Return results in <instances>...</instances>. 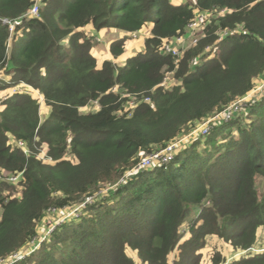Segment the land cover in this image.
Masks as SVG:
<instances>
[{"label": "trees", "instance_id": "16d2710c", "mask_svg": "<svg viewBox=\"0 0 264 264\" xmlns=\"http://www.w3.org/2000/svg\"><path fill=\"white\" fill-rule=\"evenodd\" d=\"M36 1L0 0V96L32 89L0 100V260L201 264L215 236L246 253L228 262L213 251L210 263L264 264L251 250L264 228V96L238 105L264 77V0ZM218 13L179 62L162 51L199 15ZM147 25L144 49L118 63ZM88 27L124 35L111 59L96 57ZM172 145L169 162L137 167ZM77 208L34 250L50 212Z\"/></svg>", "mask_w": 264, "mask_h": 264}, {"label": "rangeland", "instance_id": "374dc122", "mask_svg": "<svg viewBox=\"0 0 264 264\" xmlns=\"http://www.w3.org/2000/svg\"><path fill=\"white\" fill-rule=\"evenodd\" d=\"M38 1V3L40 2V0H37ZM36 1V2H37ZM191 2H194V0H176V1H174V3L175 4H178V3H183V4H190ZM206 15V14H205ZM204 15V16H205ZM220 15H222V13H218V14H208L206 17L207 18H213L214 16L215 17H219ZM205 21V19L203 18V20H202V23ZM151 31H152V25H147V26H145V28L143 29V30H141L140 32H138V33H135V34H133V35H131L130 36V38L131 39H129L128 40V44H129V51L131 50V49H133V52H132V54H135V53H138L139 51H141V50H143L144 49V46L143 45H145V43H146V40L148 39V38H151ZM92 34H90L89 33V35L93 38V40H94V45H97V46H99V45H101V48L102 49H105L106 48V43L105 42H107L108 40H110V38H111V36H113L112 34V32H102V34H98V35H95L96 33L95 32H93V30L92 31H90ZM202 32V27H201V25L196 29V30H192V31H188L187 30V32L184 34V36L181 38V39H178V38H176V39H174V40H170V41H167V42H164L165 44H169L171 47H172V49H174L175 51H177L179 54H180V56H174L175 58H177V61L176 62H179L178 60H179V58L180 57H182L183 55H184V53H185V51L189 48V46L190 45H192V44H194L193 43V40H194V38L195 37H197L200 33ZM103 33H104V35H103ZM99 35H103L102 37L101 36H99ZM115 36H117V35H115ZM102 41V43H100L99 45H98V43L99 42H101ZM216 48H214V50H215ZM101 51H104V50H101ZM101 60H103V59H101ZM4 77V74H3V72L0 74V78L2 79ZM7 79H9V77H6ZM178 84V81L176 80V78L174 77V75L173 74H171V73H169L168 75H167V77L165 78V80H164V83H163V85H165L166 87H168V88H172L174 85H177ZM264 84V77H262L261 79H259L258 80V83H257V87H256V89H255V91L253 92V94L252 95H250L247 99H248V101H250L252 98V96L253 95H255L257 98H259V97H262V96H264V87L261 89V90H258L262 85ZM16 87H13V88H11L9 91H7L8 93H6V94H2L1 96H0V100H3V99H5V97L8 95V94H14L15 92H17V91H22V90H17L16 91V89H15ZM18 88H21V89H25L26 88V86L23 84V85H20V86H18ZM125 96V95H124ZM128 96V95H127ZM255 97V98H256ZM41 99V98H40ZM254 99V98H253ZM135 100L136 99H134V98H131L129 101H128V107H126V110H124L125 112H127L131 107H133L134 106V104L133 103H135ZM242 105V104H241ZM99 109V107L97 106V104H95V105H93L92 107H86L84 110H86V111H93V110H98ZM49 111V108L47 107V106H45L44 104H42L41 105V110H40V113L42 114L41 115V117H42V119H44V117H46V115H47V112ZM237 111V110H236ZM231 115L232 114H230V116H229V118L231 117ZM216 120V119H219V116H216V117H214L213 119H208V120H205V121H202V122H199V124H198V127H197V130L195 131V132H193V133H189L187 136H185L182 140H181V142L183 143V141H189L190 140V137L191 136H193V135H195V134H199L201 131H202V129H203V127L204 126H206V125H208L209 124V126L211 127V122L213 121V120ZM226 120H228L227 118H226ZM210 122V123H209ZM181 142H180V144H181ZM45 150L41 153V155L39 156V157H42V158H44V156H45ZM149 157V156H148ZM48 162H50V160L48 161ZM2 178H3V180H5V181H7V182H9V183H17V180H16V178H14V177H3V176H1ZM0 183H1V181H0ZM259 186H260V191L261 192H263V190H264V183L263 182H260L259 183ZM74 210H76V209H74ZM70 212V211H69ZM68 212V213H69ZM68 213H66V211H52V212H50L45 218H44V221L42 222V227H41V229H40V237L41 238H39L38 239V241L40 242L39 244H36V245H34V247H35V249L34 250H37L39 247H40V245L42 244V242L43 241H45V239L47 238V237H49V235L53 232V230H55V227L59 224V223H61L62 221H64V219H65V216H66V218H67V214ZM75 213H77V212H75ZM40 239L42 240V241H40ZM208 245L210 246V238H208ZM256 248H264V228H262V230H261V233H260V238H259V241L257 242V244H256V246H255ZM208 247H206L202 252H203V254H204V256H203V260H202V263L201 264H212V263H210V261H209V259L207 258L208 256ZM221 250H222V252H223V254H224V256H225V258H226V260L229 262V261H231L232 259L231 258H229V256L230 257H232L231 255H235V257L234 258H237V257H240V255H238L239 253L238 252H236V254H231L230 255V253L229 252H232L231 250V247L229 246V244L226 246L225 244L223 245V246H221ZM241 253V252H240ZM227 254H229V256L227 255ZM131 255H133V256H135L133 253L131 254ZM25 255L23 254L22 255V257H24ZM230 259V260H229ZM227 264V263H226Z\"/></svg>", "mask_w": 264, "mask_h": 264}, {"label": "built area", "instance_id": "2783aa9c", "mask_svg": "<svg viewBox=\"0 0 264 264\" xmlns=\"http://www.w3.org/2000/svg\"><path fill=\"white\" fill-rule=\"evenodd\" d=\"M31 14L33 15V16H37L38 15V5H35L34 7H33V9H32V11H31ZM203 18L204 19H206V16H204L203 14H201V15H199L198 17H197V19L194 21V22H192L191 24H189V30L188 31H192V30H196L200 25H202L203 23H202V20H203ZM183 36H179V37H177L178 39H181ZM193 43L194 44H196L197 43V39H195L194 38V40H193ZM162 51L163 52H166V53H171L173 56H180V54L177 52V51H175L174 49H172V47L169 45V44H163V47H162ZM264 87V84L258 89V90H261L262 88ZM16 89V91L19 89V90H22V91H17V92H24V90H29L30 92H32V89L31 88H25V89H21V88H18V86L15 88ZM17 92H15V93H17ZM249 97V96H248ZM248 97H246L244 100H241V101H239V103H238V105L239 104H241V103H243L244 101H248ZM148 100V99H147ZM134 105H135V103H133ZM237 110V105L236 106H234V107H231V108H229L227 111H225L223 114H221V115H223L224 116V118L226 119H229V116H230V114H232L233 112H235ZM221 115H218V116H221ZM210 123V122H209ZM209 128H210V126H209V124L208 125H206V126H204L203 127V129H202V132L204 133V134H206L208 131H209ZM175 146L176 145H172V146H169L166 150H164V151H161V152H156V153H153V154H150V155H148L146 158H144L140 163H139V165L137 166V167H139V168H146V167H149V166H152L153 165V163L155 162V161H161V162H163V163H167V162H169L170 160H172L173 159V154H172V152H173V150L175 149ZM79 210V208H77L76 210H74V211H72V212H70L69 214H68V216L67 217H71L73 214H75V212H77ZM42 241V240H41ZM40 243V242H39ZM38 243V244H39ZM252 251H254V252H261V251H264V248H260V249H258V248H254V249H251ZM246 252H241V253H239L238 255H242V254H245ZM22 258H24V257H19L17 254L14 256V261H16V260H18V259H22ZM0 264H7L6 262H4L3 260H0ZM10 264V263H9Z\"/></svg>", "mask_w": 264, "mask_h": 264}, {"label": "crops", "instance_id": "0c3cea01", "mask_svg": "<svg viewBox=\"0 0 264 264\" xmlns=\"http://www.w3.org/2000/svg\"><path fill=\"white\" fill-rule=\"evenodd\" d=\"M93 29L91 28V27H88L87 28V32H90V31H92ZM102 32H107V30H102V31H100L99 33L100 34H102ZM91 33V32H90ZM98 33V34H99ZM104 33H103V35H104ZM112 35L113 36H111V38H110V40H108L107 42H105L106 43V48L105 49H102L101 48V45H99L100 43H102V41L101 42H99V46H97L96 47V45H95V48H94V52L96 53V57L99 59V61H101V62H104L105 60H107V59H111V55H110V52H109V47H110V43L113 41V40H115V39H117L119 36H124L123 34H119V33H117L116 31H112ZM92 34V33H91ZM98 34H95V35H98ZM103 35H99V36H103ZM115 35H117V36H115ZM144 46V45H143ZM126 47H127V50H126V52H125V54L122 56V57H120L118 60H117V62L118 63H121V62H123L127 57H130V56H132L133 54H132V52H133V49H131L130 51H129V49L131 48H129V44H128V42H127V45H126ZM101 50H104V51H101ZM101 59H103V60H101ZM5 94V93H4ZM210 238V246L207 244V247H208V254H210L211 252H213V251H219L220 253H222V255L224 256V254H223V252H222V250H221V246H223L224 244L227 246L228 244H226V243H224L221 239H219V238H217V237H215V236H211V237H209ZM231 247V246H230ZM231 251L232 252H229L230 253V255L233 253V254H236V252H235V250L231 247ZM240 253V252H239ZM228 256H229V254H227ZM208 256V255H207ZM226 256V255H225ZM224 256V257H225ZM232 257H230L229 256V258H231V259H234V257H235V255H231ZM234 256V257H233ZM230 260V259H229Z\"/></svg>", "mask_w": 264, "mask_h": 264}]
</instances>
